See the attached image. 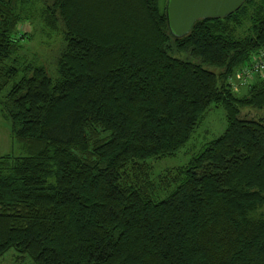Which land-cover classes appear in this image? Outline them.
Instances as JSON below:
<instances>
[{
	"label": "trees",
	"instance_id": "1",
	"mask_svg": "<svg viewBox=\"0 0 264 264\" xmlns=\"http://www.w3.org/2000/svg\"><path fill=\"white\" fill-rule=\"evenodd\" d=\"M163 1L0 0V109L25 150L0 156V257L264 264V70L243 75L264 51V0L184 36ZM36 21L62 35L55 77L22 55ZM220 105L225 130L154 180L148 160Z\"/></svg>",
	"mask_w": 264,
	"mask_h": 264
},
{
	"label": "rangeland",
	"instance_id": "2",
	"mask_svg": "<svg viewBox=\"0 0 264 264\" xmlns=\"http://www.w3.org/2000/svg\"><path fill=\"white\" fill-rule=\"evenodd\" d=\"M161 1V4H163L164 1ZM22 28L31 38V40L24 45L22 55L25 56L27 60H32L36 57L46 63L51 69L53 77H55L56 71H53L55 66L52 64L51 59L63 45L61 33L49 31L38 21L33 24L25 23L22 25ZM181 57L187 58L186 55H182ZM192 60L198 62V59L192 58ZM244 84L245 83L241 84L237 81L239 91H245L246 87ZM225 127L226 117L224 107L222 105L212 106L191 139L181 147L174 156L164 157L159 160H148L151 166V177L158 181L161 176L165 174H174L175 169L187 164L189 159L198 153L205 143L220 135L225 130ZM4 154L24 155L25 150L22 144L12 135L11 123L3 117L0 109V156ZM162 196H164V194H162ZM257 214L264 216V207L260 208ZM0 264L34 263L28 256L20 254L15 249H10L0 257Z\"/></svg>",
	"mask_w": 264,
	"mask_h": 264
},
{
	"label": "water",
	"instance_id": "3",
	"mask_svg": "<svg viewBox=\"0 0 264 264\" xmlns=\"http://www.w3.org/2000/svg\"><path fill=\"white\" fill-rule=\"evenodd\" d=\"M246 0H167L166 16L174 36L186 35L200 19L223 18Z\"/></svg>",
	"mask_w": 264,
	"mask_h": 264
},
{
	"label": "built area",
	"instance_id": "4",
	"mask_svg": "<svg viewBox=\"0 0 264 264\" xmlns=\"http://www.w3.org/2000/svg\"><path fill=\"white\" fill-rule=\"evenodd\" d=\"M264 70V51L260 53L259 55V60L253 64V66L245 68L243 71V75L246 76L247 78L250 77L252 78L257 74V72H262ZM240 78V75L237 77Z\"/></svg>",
	"mask_w": 264,
	"mask_h": 264
}]
</instances>
